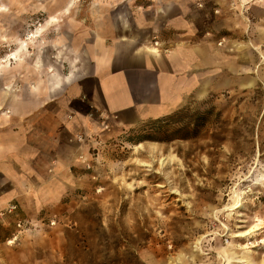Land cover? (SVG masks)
Listing matches in <instances>:
<instances>
[{
    "label": "rangeland",
    "instance_id": "1",
    "mask_svg": "<svg viewBox=\"0 0 264 264\" xmlns=\"http://www.w3.org/2000/svg\"><path fill=\"white\" fill-rule=\"evenodd\" d=\"M203 1L218 48L216 91L133 129L107 120L75 141L60 132L65 170L50 182L58 196H44L33 216L8 218L6 227L0 222L5 246L19 250V264H223L226 249L264 264V0L245 6L243 0ZM97 2L81 0L72 12ZM6 4L0 130L12 108L45 105L41 88L32 91L41 79L33 68L37 47L65 41L48 30L22 54L27 60L18 69L10 60L15 39L28 42L63 7H53V0H0V7ZM6 85L12 88L7 95ZM18 221L26 223L23 229Z\"/></svg>",
    "mask_w": 264,
    "mask_h": 264
},
{
    "label": "crops",
    "instance_id": "2",
    "mask_svg": "<svg viewBox=\"0 0 264 264\" xmlns=\"http://www.w3.org/2000/svg\"><path fill=\"white\" fill-rule=\"evenodd\" d=\"M58 2L63 8L51 15L59 22L42 36L51 30L65 41L41 45L36 52L40 99L57 107H15L0 130V209L18 206L0 220L5 227L8 218L33 216L44 196H58L50 182L65 164L60 132L75 141L107 120L133 129L169 117L193 96L217 88L218 48L207 2L98 0L70 15L63 13L67 4ZM50 75L60 77V85L49 83ZM6 231L0 228V264H19V250L5 246Z\"/></svg>",
    "mask_w": 264,
    "mask_h": 264
},
{
    "label": "bare ground",
    "instance_id": "3",
    "mask_svg": "<svg viewBox=\"0 0 264 264\" xmlns=\"http://www.w3.org/2000/svg\"><path fill=\"white\" fill-rule=\"evenodd\" d=\"M13 1V0H12ZM17 1V0H16ZM66 1V2H65ZM81 0H63V3L65 2V4H67V5H65V8H64V10H63V13L64 14H66V15H70V14H72L73 12H72V7L76 4V3H78V2H80ZM252 2H254V0H243L242 1V3L244 4V6L245 5H247V4H249V3H252ZM53 4L55 5V6H58L59 5V2L58 1H55V0H53ZM9 5L8 4H6V7H0V13H2L3 11H6V13H8L9 11H10V8L8 7ZM43 9H45V8H41V10L43 11ZM62 9V8H61ZM56 13V12H55ZM59 22V19L57 18V16L56 15H51L50 17H49V20H48V22H47V24L46 25H43V26H41V27H39V28H37V31H36V33H32V34H29V36H28V42L25 40V41H21V39H19V38H16L15 39V42H16V45H17V49L14 51V52H12V54L10 55V60H13V59H15L16 60V64L18 65L17 67H18V69H20V67H21V64H22V61H23V53H26V52H28L29 51V47H30V45H31V43H35V38H37V37H39V36H42V34L46 31V27H48V26H54L55 24H57ZM54 24V25H53ZM37 42V41H36ZM6 62H8V59H6ZM33 68L35 69V70H40L41 69V65H40V63L39 62H36L35 64H34V66H33ZM9 64H7L6 65V75L8 74V73H10L9 72ZM52 71V70H51ZM61 78L60 77H56V75H53V77H52V75H50L49 76V79H48V81H49V83L52 81V82H55V85H60V82H61V80H60ZM37 87H38V85H36V86H34L33 87V90L32 91H34V93L37 91ZM12 90V88L11 87H9V85H6V95L9 93V91H11ZM14 99V101H16L17 100V97H14L13 98ZM13 110H15V108H12V111ZM2 110H0V112H1ZM7 114H8V112H6V115L5 116H7ZM9 115V114H8ZM245 122V120L244 119H242L239 123H244ZM140 146H138L137 147V149L139 148ZM242 205L239 203V202H236L235 203V205H234V209H238L239 207H241ZM260 229H262L261 227H258V228H256V230L255 231H259ZM250 235V233H248V234H245V235H239V234H237V235H235L234 237H238V238H244V237H247V236H249ZM252 247H255V245L254 246H252ZM228 250L226 249L224 252H225V254H226V257L224 258L223 256H222V259L224 258V262H223V264H233V263H243V264H251V261H250V257H248V256H245L244 258H235V257H233V256H231V255H229V253L227 252Z\"/></svg>",
    "mask_w": 264,
    "mask_h": 264
},
{
    "label": "built area",
    "instance_id": "4",
    "mask_svg": "<svg viewBox=\"0 0 264 264\" xmlns=\"http://www.w3.org/2000/svg\"><path fill=\"white\" fill-rule=\"evenodd\" d=\"M157 44V43H156ZM18 211V206L14 203L9 204L6 208L0 209V220H4L6 217L15 214ZM26 225L24 221L17 222V228L23 229Z\"/></svg>",
    "mask_w": 264,
    "mask_h": 264
}]
</instances>
